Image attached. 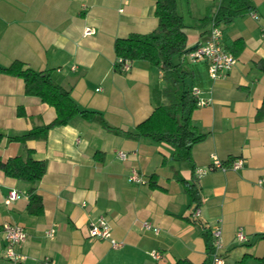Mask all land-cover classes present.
<instances>
[{"label":"crops","instance_id":"obj_1","mask_svg":"<svg viewBox=\"0 0 264 264\" xmlns=\"http://www.w3.org/2000/svg\"><path fill=\"white\" fill-rule=\"evenodd\" d=\"M257 14L237 16L221 26L223 45L244 43L227 76L211 80L205 61L188 64L190 89L210 98L196 106L190 118L204 137L191 146V162L177 161L166 143L130 137L125 131L154 109V87L163 88L162 73L146 61H129L130 70L115 66L114 41L131 33L147 34L158 24L155 0H0V66L20 60L35 71H48L69 89L80 109L98 111L105 124L75 116L54 126L44 139L24 144L9 136L47 124L55 109L24 93L20 77L0 73V160L32 151L46 162L36 183L15 179L0 169V226L24 228L26 239L17 248L26 255L13 263L4 257L0 236V264H206L205 228L219 225L224 264H264V116L257 111L264 100V0H251ZM217 0H177L184 23L195 40L207 39L209 28H196L197 19L214 10ZM90 26L94 33L83 35ZM188 42V40H187ZM19 107L24 116L18 115ZM125 151L121 160L117 151ZM215 155L226 167L200 176ZM243 165L230 167L235 159ZM136 168L145 183L129 182ZM182 179V180H180ZM195 185L196 203L187 191ZM10 189L22 197L5 204ZM40 195L43 210H27L30 190ZM103 216L115 248L108 239L91 238L88 224ZM149 222L157 228L143 227ZM55 228L53 238L46 231ZM237 230L245 241L235 238ZM160 257L154 259L150 252Z\"/></svg>","mask_w":264,"mask_h":264},{"label":"trees","instance_id":"obj_2","mask_svg":"<svg viewBox=\"0 0 264 264\" xmlns=\"http://www.w3.org/2000/svg\"><path fill=\"white\" fill-rule=\"evenodd\" d=\"M253 9L251 0H221L214 10L204 17L197 19L195 27L205 28L211 22L216 26L227 27L240 15ZM155 16L157 27L150 33H131L114 41V52L117 57L128 61H146L162 73L165 82L163 88L154 87L153 100L155 103L151 114L139 122L133 130L125 131L130 137H142L153 142L166 143L173 149L177 161L191 162V146L200 141L204 134L200 133L192 123L190 113L196 105V99L186 84L190 75L188 63L181 59L183 53L192 49L188 46L183 16L178 12L177 0H155ZM208 29L203 33H207ZM243 41L237 39L224 47L236 56L243 48ZM0 73L20 77L24 83V93L38 97L42 102L55 109V117L47 124L33 126L19 135L9 136L12 141L24 144L32 139H44L47 132L54 126L67 124L75 116L86 120H98L104 124L102 114L98 111L80 109L65 88L50 76L48 71H35L20 60H14L8 66H0ZM17 114L24 116L22 107ZM264 116V100L257 111V118ZM4 134L0 132V141ZM46 162L32 157V151L26 150V157L15 155L7 160H0V169L5 175L30 183L39 181L46 172ZM182 180V179H180ZM187 191L198 208L200 196L195 185H187ZM29 193L27 210L31 214H40L43 210L40 195ZM205 228L207 249L206 264H211L213 248L211 234ZM259 236L264 237V234ZM177 264H190L185 259H179Z\"/></svg>","mask_w":264,"mask_h":264},{"label":"built area","instance_id":"obj_3","mask_svg":"<svg viewBox=\"0 0 264 264\" xmlns=\"http://www.w3.org/2000/svg\"><path fill=\"white\" fill-rule=\"evenodd\" d=\"M221 0H217V4ZM253 18H257V14L253 11L248 12ZM94 33V29L90 26H86L83 29V35L89 36ZM261 34L264 36V28L261 29ZM181 59L188 63H195L197 61H205L207 64L208 76L211 80L223 79L227 76L228 71L236 63V56L229 52L222 43V29L220 26L214 25L213 22L210 23L207 39L204 42L198 43L194 48L183 53ZM115 66L122 72H127L130 70V63L128 60L122 59L120 57L116 58ZM191 95L196 99L197 106H206L211 103L210 98L200 97V89L197 87H192ZM117 156L121 160L127 158V153L125 151H117ZM243 165V160L238 158L232 161L230 167L234 170L240 168ZM221 169L225 170L226 167L221 163V161L215 156H211L210 164L205 168L196 169V176L206 173L209 170ZM129 182L134 183H145L146 180L144 176L136 169L132 168L127 177ZM259 183L264 184V180H259ZM22 197V194L15 189H10L4 199L5 204H10L12 201L18 200ZM199 211L196 209L194 215H198ZM143 227L147 229H153L157 232V228L153 227L149 222H143ZM55 234V228L51 227L46 231V236L48 238H53ZM211 234V246L213 248L211 264H224V259L220 255L219 250L222 247L221 240V228L219 225L214 226L210 230ZM88 235L91 238L97 239H108L111 245L115 248L122 245V242L115 240L111 234V228L109 223L105 220L103 216H99L96 220L90 221L88 224ZM0 236L5 241L4 247V257L13 263L23 262L26 259V255L20 252L17 248L26 239V232L23 227L4 223L0 226ZM235 238L238 241H245L246 236L241 230H237L235 233ZM150 255L154 259H158L160 254L156 250H152Z\"/></svg>","mask_w":264,"mask_h":264},{"label":"rangeland","instance_id":"obj_4","mask_svg":"<svg viewBox=\"0 0 264 264\" xmlns=\"http://www.w3.org/2000/svg\"><path fill=\"white\" fill-rule=\"evenodd\" d=\"M185 32H186V35H187L188 44L190 45L195 40V36L192 33L193 29L186 27L185 28ZM186 84L189 85L190 84V80L187 79Z\"/></svg>","mask_w":264,"mask_h":264},{"label":"water","instance_id":"obj_5","mask_svg":"<svg viewBox=\"0 0 264 264\" xmlns=\"http://www.w3.org/2000/svg\"><path fill=\"white\" fill-rule=\"evenodd\" d=\"M195 46H193L192 48H194Z\"/></svg>","mask_w":264,"mask_h":264}]
</instances>
